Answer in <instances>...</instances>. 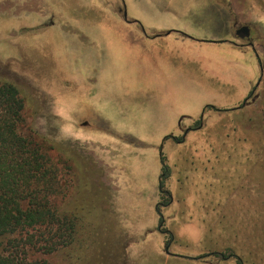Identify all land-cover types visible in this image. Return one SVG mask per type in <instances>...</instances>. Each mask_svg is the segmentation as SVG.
<instances>
[{
	"label": "rangeland",
	"instance_id": "374dc122",
	"mask_svg": "<svg viewBox=\"0 0 264 264\" xmlns=\"http://www.w3.org/2000/svg\"><path fill=\"white\" fill-rule=\"evenodd\" d=\"M122 1L149 25L167 16L158 0ZM215 1L216 25L207 10L166 23L237 43L232 21L250 25L263 73L230 41L145 43L112 17L120 0H62L50 15L62 30L0 31V81L24 98L25 127L70 166L56 201L74 239L48 261L264 264V0ZM202 108L201 127L184 134Z\"/></svg>",
	"mask_w": 264,
	"mask_h": 264
},
{
	"label": "trees",
	"instance_id": "16d2710c",
	"mask_svg": "<svg viewBox=\"0 0 264 264\" xmlns=\"http://www.w3.org/2000/svg\"><path fill=\"white\" fill-rule=\"evenodd\" d=\"M24 107L17 86L0 81V264H55L46 256L74 239V221L56 201L70 166L62 170L53 145L25 127ZM160 162L161 189L168 173L162 153Z\"/></svg>",
	"mask_w": 264,
	"mask_h": 264
},
{
	"label": "crops",
	"instance_id": "0c3cea01",
	"mask_svg": "<svg viewBox=\"0 0 264 264\" xmlns=\"http://www.w3.org/2000/svg\"><path fill=\"white\" fill-rule=\"evenodd\" d=\"M162 1V4H160ZM62 0H0L1 7H8L7 10L0 11V31H12L17 30L16 25H20L22 23L23 16H28L29 19L33 20L31 25H36L42 21H49L52 23V26L48 28H56L62 30L65 26H61L56 22H53L50 18L52 13L59 14L58 5L61 4ZM210 0H158V4L160 5V9L164 10L167 14L166 17H162V21L153 23L152 25L144 22V18L138 15V12H132L131 17L139 19L144 26L149 31H161L166 30L168 28H176L189 33L188 29L185 26H174L170 25V23H166V19H169V16H188L196 13L202 14V10H207L208 12L205 16L211 21L214 25L216 18V14L218 13L216 10V14L214 16L213 10H209L208 4ZM8 3V4H7ZM10 9V10H9ZM220 13V12H219ZM202 18V15L200 16ZM71 26H74L73 23H69ZM129 27V26H128ZM190 34V33H189ZM175 34H171L166 39L168 41H184L185 38H181V36L177 35L175 38ZM158 39V38H157ZM160 39V38H159ZM146 43V42H145Z\"/></svg>",
	"mask_w": 264,
	"mask_h": 264
},
{
	"label": "flooded vegetation",
	"instance_id": "af4514ba",
	"mask_svg": "<svg viewBox=\"0 0 264 264\" xmlns=\"http://www.w3.org/2000/svg\"><path fill=\"white\" fill-rule=\"evenodd\" d=\"M214 2H216L215 0H213ZM218 2V0H217ZM117 10H118V15L116 13H112V17H117L116 19H120L123 23H125L127 26H129L130 30L136 32L137 35H140L144 42L146 43H152L154 40H156L157 38H165V37H168L169 35L171 34H175V38H177V35L181 36V38H185V39H190V40H193V41H199V42H232V44H234L235 46L236 45H239V46H245V47H248L249 48V52H247V54L251 53L252 55H254L255 57V60H256V63L258 65V69L259 71H261V73H263V65L261 64V59L259 57V54L255 48V43H254V37L251 36V26L250 25H240L238 26L236 20L237 19H234L232 21V25H230L229 27L232 29L231 30V35L233 36L234 39L236 40H239V42H234L232 40H229V39H226L225 37H222L220 36L219 34H216V33H212V34H205L207 36H203V37H193V35L189 34V33H186L185 31L181 30V29H176V28H168L166 30H161V31H149L147 30V28L144 26V24L137 18H133L131 17L129 14H128V9L127 7L125 6L124 4V1L120 0V6L117 7ZM213 10V14L215 13L216 14V10L213 8L211 9ZM217 14H216V18L219 19V17H221L220 14L222 13H219L220 9L217 8ZM223 11V10H222ZM214 14V16H215ZM224 17L226 18V16L224 15ZM223 23L225 24V22L223 21ZM49 26H52V23H50L49 21H42L36 25H29V26H26V25H19L17 29L19 30H29V31H32V32H38V31H43L45 29L48 30V27ZM219 29V28H218ZM259 84V79L255 80V83L252 87H250V92H249V95L253 92L255 86H257ZM247 97L244 98V102L243 103L244 105L246 104V100H247ZM209 106L207 107H210L212 109H216L218 110L217 108H215L214 106H212L211 104H208ZM243 106V105H242ZM204 111H205V108L203 109L202 108V111L201 113L199 114L200 118L198 120V124L196 126H191L189 128H186V130L184 131V134H186L188 131L190 130H193V129H196V128H200L201 125H202V118H203V115H204ZM184 116H181L179 120H182ZM189 119V118H187ZM80 120V124L83 125V126H86V127H89V122L87 120H84V119H79ZM99 127V126H97ZM172 138H175V136L171 135ZM183 138V136H182ZM160 155H161V151H159V159H160Z\"/></svg>",
	"mask_w": 264,
	"mask_h": 264
}]
</instances>
